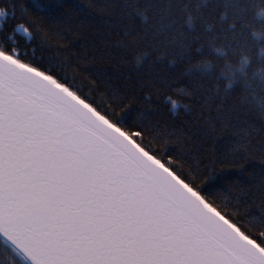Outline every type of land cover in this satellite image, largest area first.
I'll return each mask as SVG.
<instances>
[{"label": "snow or ice", "instance_id": "6c2138e0", "mask_svg": "<svg viewBox=\"0 0 264 264\" xmlns=\"http://www.w3.org/2000/svg\"><path fill=\"white\" fill-rule=\"evenodd\" d=\"M0 264H264V0H0Z\"/></svg>", "mask_w": 264, "mask_h": 264}, {"label": "trees", "instance_id": "16d2710c", "mask_svg": "<svg viewBox=\"0 0 264 264\" xmlns=\"http://www.w3.org/2000/svg\"><path fill=\"white\" fill-rule=\"evenodd\" d=\"M45 2H47V0H41V3H45ZM66 2L69 5H76V6H78L81 3V0H66ZM98 26L101 27V28L104 27V25H103L102 22H98ZM81 43L82 42H79V41L77 42V51H79V48H80V44ZM109 72H111V69H109ZM169 118L172 119V117H169ZM174 119L177 122H179V121H183V120L189 119V117H186L185 114L183 113V111H181L180 112V115L177 116V117H175ZM205 191L206 192H209V194H211L212 193V188H210V187L209 188H206Z\"/></svg>", "mask_w": 264, "mask_h": 264}]
</instances>
